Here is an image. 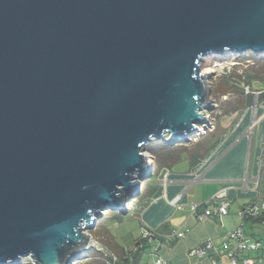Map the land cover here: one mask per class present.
Instances as JSON below:
<instances>
[{
	"label": "water",
	"instance_id": "1",
	"mask_svg": "<svg viewBox=\"0 0 264 264\" xmlns=\"http://www.w3.org/2000/svg\"><path fill=\"white\" fill-rule=\"evenodd\" d=\"M246 52L264 0H0V264L87 251L148 144L209 125L205 58Z\"/></svg>",
	"mask_w": 264,
	"mask_h": 264
},
{
	"label": "crops",
	"instance_id": "2",
	"mask_svg": "<svg viewBox=\"0 0 264 264\" xmlns=\"http://www.w3.org/2000/svg\"><path fill=\"white\" fill-rule=\"evenodd\" d=\"M263 84L254 91L260 90ZM255 120L257 122L254 124ZM217 122L209 138L205 139L211 147H198V151L192 148L191 154L185 151L187 157L183 161L170 162L166 150H158V159L153 165L157 166L155 179L134 209L136 216L131 219L134 221L132 231L121 235V239L131 238L127 240L129 245H119L116 237L108 235L112 238L111 247L105 246L108 254L121 258L126 251H133L146 235L156 234L141 251L131 255L130 261L139 253L136 264H156L159 258L165 259L168 264H212L213 260L227 262L223 245L232 231L243 227L251 241L261 244L259 250L243 256L255 260V264H264V244L255 235H248L246 230L247 221L254 226H264V222L260 219L244 220L239 215L247 205L264 203L261 193L264 174V97L258 100L256 108H251L247 102H238L237 107L221 114ZM222 190H227L229 214L221 219L210 217L193 221L190 206L203 204ZM178 197L180 208L171 205ZM180 231L185 232L184 238L170 237L172 233ZM102 239H106L104 235ZM208 241L214 244L216 253H209L203 260L189 255L191 250ZM91 257L92 260L104 261L99 253Z\"/></svg>",
	"mask_w": 264,
	"mask_h": 264
},
{
	"label": "rangeland",
	"instance_id": "3",
	"mask_svg": "<svg viewBox=\"0 0 264 264\" xmlns=\"http://www.w3.org/2000/svg\"><path fill=\"white\" fill-rule=\"evenodd\" d=\"M262 58L264 59V57H260V55L253 54L251 52H246L243 54L225 53L223 55H211L206 57L205 61L201 64V69L202 74L207 75V79L204 78V80H206L207 88L210 92L208 97L210 110L205 113V117H208L207 120L209 121V125L208 123L198 125V130L192 133V135L188 137L189 140L186 141L179 140L176 142H163L160 140H154L148 144L147 152H149L151 156L154 157L159 149L171 144L172 146H182V149L185 148V150L191 154L192 148H196V151H198V147H201L199 142L209 138L211 131L218 123L217 121L221 114L229 111L231 108L237 107L238 102H247L250 104L251 108L255 107L256 98L252 94H246V87L249 85L251 86V89L254 90L264 83V75L261 74L263 71L262 66H264V60H261ZM244 72H247V75H244L240 81L239 76H241ZM248 76L254 77H251V80H249ZM166 140H169V138L166 137ZM186 157V154H181L180 161L185 160ZM148 161L150 164L155 162L153 158H149ZM156 173L157 166L155 165L152 172L147 171L144 173V177H142V174H140L138 181L141 182V188L144 184V191H147L151 187V184L155 179L154 175ZM138 193L139 192H133L123 205L127 208L125 214L120 213L117 210H105L102 212V216L97 218V222H99L98 227L96 226L95 229L87 232V234L91 236L92 242H94L95 245H99L104 250V253H106L105 246L109 248L111 247L112 238L110 236L116 237L119 245L122 246L129 243L127 240H131V238H128L127 240L125 238L121 239V235L132 231L134 221L131 219L132 217L136 216L134 209L136 206H139L140 201L135 200ZM261 193L264 195V174ZM207 201L203 203H206ZM247 222V234L255 235V237L261 239L262 243L264 244V226L260 224L254 226L252 223H250L251 221ZM103 235L106 238L105 240L102 239ZM108 235L110 236L108 237ZM95 248L96 247H91L89 251H85L86 253H84V256H82L83 258H78L79 261H76L74 264L87 263V261H85L88 259L87 254L93 250L92 256H95ZM30 259L31 258L28 260ZM103 263L104 262L99 259H93L91 262V264Z\"/></svg>",
	"mask_w": 264,
	"mask_h": 264
},
{
	"label": "built area",
	"instance_id": "4",
	"mask_svg": "<svg viewBox=\"0 0 264 264\" xmlns=\"http://www.w3.org/2000/svg\"><path fill=\"white\" fill-rule=\"evenodd\" d=\"M246 94H252L256 98V106H258V100L261 96H264V84L263 87L260 90L254 91L251 89L250 86L246 87ZM257 122V120L254 121V124ZM146 155H148L149 158H153L149 152H146ZM148 158V160H149ZM154 164V163H153ZM179 200L180 197L176 198L171 202V205L180 208L179 206ZM229 206L230 203L227 200V190H222L219 193H217L215 196H213L210 200H208L206 203L203 204H193L190 206L191 211V219L193 221H202L205 218H223L224 216L229 214ZM262 212V213H261ZM263 214V215H261ZM240 217L244 220H262L264 222V203L260 204L259 202L250 204L245 206L241 209L239 213ZM185 227H187V224H185ZM156 237V234H148L146 235L140 243H138L133 251H126L125 258H131L132 254L137 253L138 251H141L145 243L150 242L153 238ZM173 239H180L185 237V232H174L170 235ZM232 244H234V247H232ZM91 247H96L94 251L96 253H102L104 256V259L108 260L109 264H117L120 259L118 256L108 254L107 252L104 253V250L99 246L95 245L94 242L91 243L89 246V249ZM261 247V244L259 242L251 241L245 234V231L243 227L236 228L234 231H232L228 236V241L223 245L224 250L226 251V257L228 259L227 262H222L219 260H213L212 264H255V260L251 258H247L243 256V254L248 252H253L259 250ZM89 249L87 251H89ZM217 249L215 248L214 244L211 241L206 242L204 245L199 246L189 252L190 256L196 257L199 260L205 259L207 256H209V253H216ZM84 252H81L76 259L71 263L74 264L76 261H79L78 258H81L84 256ZM92 253L93 250L87 254L88 259L87 263L90 260H92ZM23 258L21 259L19 264H37L34 259ZM83 258V257H82ZM27 260V261H25ZM81 261V260H80ZM156 264H168V262L163 259L159 258L156 262Z\"/></svg>",
	"mask_w": 264,
	"mask_h": 264
},
{
	"label": "trees",
	"instance_id": "5",
	"mask_svg": "<svg viewBox=\"0 0 264 264\" xmlns=\"http://www.w3.org/2000/svg\"><path fill=\"white\" fill-rule=\"evenodd\" d=\"M260 57H264V55L261 54ZM261 60H264V59L262 58ZM262 67H263V71L261 72V74L264 75V66H262ZM244 75H247V72H244L241 76H239L240 81H241V78H243ZM248 77H249L248 79L251 80L250 78L254 77V76H251V77L248 76ZM262 97H264V96H262ZM262 97H260V98H262ZM199 144H201L200 145L201 148H205L206 149V146H207V148L211 147V144L207 140H201L199 142ZM163 148H164L163 150H166V152H167L166 155L168 154V160H170V162H174V163L179 162L181 154H184V152L186 151L185 148L182 149V146H172L171 144L166 145ZM179 150H181V151H179ZM157 159H158V152H156V155H154V160L156 161ZM142 177H144V174H142ZM143 186H144V184L142 185V188H141L140 192L136 195V198H135L136 201H138L140 198L146 196V193L149 191V189L147 191H144V189H143L144 187ZM248 220H251V219H248ZM98 223H97V227H98ZM138 254H136V255H134L132 257L133 260H131V261H133V262L130 261V258H125V255L123 257H121V258L119 257L120 261L117 264H136L137 259H138L137 258ZM101 256L104 258L102 253H101ZM103 262H104L103 264H109L108 260H106V259H104Z\"/></svg>",
	"mask_w": 264,
	"mask_h": 264
}]
</instances>
